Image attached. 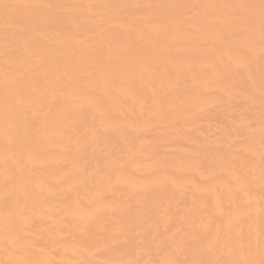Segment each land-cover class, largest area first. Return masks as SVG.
Returning <instances> with one entry per match:
<instances>
[{
  "label": "bare ground",
  "instance_id": "1",
  "mask_svg": "<svg viewBox=\"0 0 264 264\" xmlns=\"http://www.w3.org/2000/svg\"><path fill=\"white\" fill-rule=\"evenodd\" d=\"M0 264H264V0H0Z\"/></svg>",
  "mask_w": 264,
  "mask_h": 264
}]
</instances>
